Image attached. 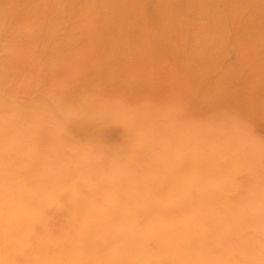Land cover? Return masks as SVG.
<instances>
[{"label": "rangeland", "instance_id": "374dc122", "mask_svg": "<svg viewBox=\"0 0 264 264\" xmlns=\"http://www.w3.org/2000/svg\"><path fill=\"white\" fill-rule=\"evenodd\" d=\"M0 264H264V0H0Z\"/></svg>", "mask_w": 264, "mask_h": 264}, {"label": "bare ground", "instance_id": "6f19581e", "mask_svg": "<svg viewBox=\"0 0 264 264\" xmlns=\"http://www.w3.org/2000/svg\"><path fill=\"white\" fill-rule=\"evenodd\" d=\"M91 5V4H90ZM148 27V26H147ZM99 41V40H98ZM140 46V45H139ZM258 76V75H257ZM96 78V77H95ZM213 87V86H212ZM171 90V89H170ZM28 93V92H27ZM29 94V93H28ZM225 94V93H224ZM226 96V95H225ZM147 106H148V104H147ZM94 107V106H93ZM83 109V108H82ZM109 127V126H108Z\"/></svg>", "mask_w": 264, "mask_h": 264}]
</instances>
